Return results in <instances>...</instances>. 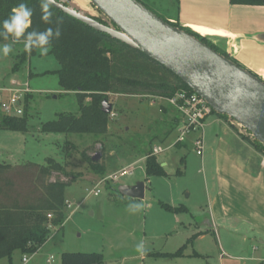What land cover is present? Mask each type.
I'll return each mask as SVG.
<instances>
[{"label":"rangeland","instance_id":"374dc122","mask_svg":"<svg viewBox=\"0 0 264 264\" xmlns=\"http://www.w3.org/2000/svg\"><path fill=\"white\" fill-rule=\"evenodd\" d=\"M63 1L66 6L106 25L103 15L89 0ZM138 1L166 21L176 16L174 0ZM5 43H11L13 51L7 57L0 56V85L8 86L14 79L19 85L27 84L32 97L28 132L0 131V162L12 166L44 165L46 159H52L61 165L66 163L67 172L75 177L65 192L66 200L75 211L72 215L66 211L69 217L65 223L61 228L52 229L48 241L35 255L26 256L27 264H60L63 253L101 254L104 264H264V260L257 261L264 258V248L258 245V250L254 251L255 244L251 243L245 251L246 240L241 242L239 236L242 234L231 232V222L227 223L228 228L217 230L205 225L209 198L214 194L212 162L206 159V153L202 159L189 147L176 149L175 145L167 149L176 132L167 142L160 143L173 121L172 113L162 115L163 100L109 95L112 115L105 136L42 134L41 125L55 120L56 115L78 114L77 96L59 87L57 76L53 74L59 66L49 52L42 56L38 50L34 56H27L13 73L18 57L26 51L23 43ZM234 125L243 136L251 139L247 132ZM5 136H14L16 141L7 140ZM154 147L165 149L156 158L160 164L167 163L166 176L148 180L143 200L121 196L117 192L119 186L134 185L146 178L144 154ZM65 150L69 153L67 158ZM83 153L92 157L99 154L98 163L105 170L103 175L92 172ZM181 158H184L182 166ZM131 166V175L120 176ZM113 176L117 181L102 182ZM57 179L70 180L54 175L52 181ZM96 186L100 194L89 195ZM129 203H139L143 207L132 213L127 207ZM204 230L210 232L196 235ZM141 240L148 249L145 256L135 250ZM180 248L184 255L180 258L165 260L154 256L155 253H175ZM22 258L15 252L11 261L2 259L0 264H23Z\"/></svg>","mask_w":264,"mask_h":264},{"label":"trees","instance_id":"16d2710c","mask_svg":"<svg viewBox=\"0 0 264 264\" xmlns=\"http://www.w3.org/2000/svg\"><path fill=\"white\" fill-rule=\"evenodd\" d=\"M229 2L232 6L264 7V0H229ZM19 3H26L32 9L31 25L27 31H43L48 27L59 28L61 35L52 41L49 49V54L59 66L53 74L57 76L59 87L64 92L75 93L78 101V114H58L55 120L41 125L40 133L103 137L108 130L110 115L101 111V103L104 99L108 100L109 95L165 99L181 90L193 93L176 76L137 50L94 31L52 7L53 23L45 24L41 19L40 0H0V21L8 18L11 10ZM162 20L192 35L227 58L206 39L178 24L169 23L163 18ZM8 41H12V38L8 40L0 38V43ZM15 43H23V38ZM38 50L33 49L30 53L25 52L19 56L18 63L12 68L13 73L18 71L27 56H34ZM31 97V94L24 97L22 116L10 118L0 114L1 131L22 134L28 132ZM86 100H89L87 104H85ZM170 113L173 114V121L169 123L170 130L163 135L160 143L167 142L181 123L178 112L165 103L162 115L168 116ZM212 115H214L213 111ZM218 117L227 120L226 116ZM238 135L264 156V148L260 144L242 134ZM183 146L185 145H176V147ZM152 150L153 148L144 154L146 180L166 176L156 156L151 155ZM68 155V151L65 150V157L67 158ZM82 157L94 174H104L103 166L98 162L93 163L92 156L83 153ZM183 161L184 158H181V166ZM66 168V163L61 165L52 159H46L44 165L0 164V260L11 261L15 252H19L23 257L35 255L48 241L52 229L61 228L65 223L68 216L65 210V192L75 181V177L67 172ZM179 173L181 174L180 170ZM54 175L70 180L69 182L60 179L52 181ZM154 256L172 260L184 255L180 248L175 253H155ZM60 264H104V260L103 256L97 253H63Z\"/></svg>","mask_w":264,"mask_h":264},{"label":"crops","instance_id":"0c3cea01","mask_svg":"<svg viewBox=\"0 0 264 264\" xmlns=\"http://www.w3.org/2000/svg\"><path fill=\"white\" fill-rule=\"evenodd\" d=\"M175 7L176 16L169 18V23L206 39L264 82V7L232 6L229 0H177ZM14 85L19 84L12 79L0 89ZM238 134L241 133L228 119L211 115L205 120L204 154L214 170V194L209 198L205 225L217 230L228 228L227 223L231 222V232L242 234L241 242L246 240L244 250L253 243L252 250L257 251L258 245L264 248V156ZM5 139L16 141L14 136ZM192 140L189 138L184 144L185 150L189 147L194 152ZM161 166L165 168L167 163L161 162ZM141 182H145L146 191L148 180ZM209 232L199 231L196 235ZM260 260L264 258L257 259Z\"/></svg>","mask_w":264,"mask_h":264},{"label":"water","instance_id":"95a60500","mask_svg":"<svg viewBox=\"0 0 264 264\" xmlns=\"http://www.w3.org/2000/svg\"><path fill=\"white\" fill-rule=\"evenodd\" d=\"M89 2L103 15L106 25L66 6L63 0H56L52 8L158 63L203 99L215 115L226 116L264 148L263 81L163 21L137 0ZM101 111L111 114L112 104L107 99L102 101ZM99 157L93 156L92 162H98ZM145 187V182H137L121 185L117 192L126 198L143 200Z\"/></svg>","mask_w":264,"mask_h":264},{"label":"built area","instance_id":"2783aa9c","mask_svg":"<svg viewBox=\"0 0 264 264\" xmlns=\"http://www.w3.org/2000/svg\"><path fill=\"white\" fill-rule=\"evenodd\" d=\"M4 94L6 96L4 97ZM27 94H31L27 84L14 85L13 88L3 90L0 89V114L10 118H17L22 116L24 107V97ZM169 106L173 107L181 118V123L176 130L175 140L169 148H172L178 144H185L189 138H192L193 150L197 156L202 157L205 151L204 147V125L205 120L212 115V110L205 103L203 99L198 97L194 93H189L187 91L181 90L176 92L172 97L161 99ZM112 115V114H111ZM165 151L161 147H154L152 150V156H156ZM133 172V167L129 169H124L120 176L131 175ZM111 180L113 182L117 181L116 176L104 179L102 182ZM96 186L93 191L89 192L94 196H98L100 191ZM65 210L71 215L73 210V205L66 202ZM69 217V215H68ZM22 263L27 264L28 258L24 256L22 258Z\"/></svg>","mask_w":264,"mask_h":264},{"label":"clouds","instance_id":"9594fccd","mask_svg":"<svg viewBox=\"0 0 264 264\" xmlns=\"http://www.w3.org/2000/svg\"><path fill=\"white\" fill-rule=\"evenodd\" d=\"M55 2L56 0H40L41 19L45 24L53 23L51 7ZM31 17L32 9L26 3H19L11 10L8 18L0 21V38L8 40L11 37L13 43L23 38L26 52L30 53L33 49H39L40 55H47L52 41L61 35L59 28L48 27L43 31H27L31 25ZM12 51L11 43L0 44V56L7 57ZM127 207L130 212L136 213L141 211L143 206L139 203H129ZM135 250L140 256H145L148 251L143 240L136 244Z\"/></svg>","mask_w":264,"mask_h":264}]
</instances>
